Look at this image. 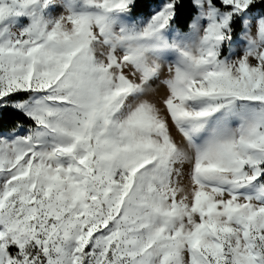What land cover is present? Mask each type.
Returning a JSON list of instances; mask_svg holds the SVG:
<instances>
[{
  "label": "snow or ice",
  "instance_id": "snow-or-ice-1",
  "mask_svg": "<svg viewBox=\"0 0 264 264\" xmlns=\"http://www.w3.org/2000/svg\"><path fill=\"white\" fill-rule=\"evenodd\" d=\"M0 264H264V0H0Z\"/></svg>",
  "mask_w": 264,
  "mask_h": 264
}]
</instances>
